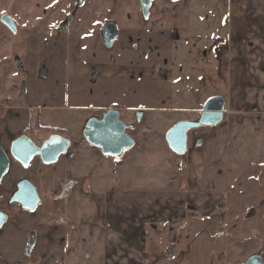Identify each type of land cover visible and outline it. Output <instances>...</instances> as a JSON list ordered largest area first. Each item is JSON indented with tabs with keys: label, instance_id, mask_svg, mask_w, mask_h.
I'll return each mask as SVG.
<instances>
[{
	"label": "crops",
	"instance_id": "obj_1",
	"mask_svg": "<svg viewBox=\"0 0 264 264\" xmlns=\"http://www.w3.org/2000/svg\"><path fill=\"white\" fill-rule=\"evenodd\" d=\"M130 1L123 12L116 11L111 19V6L115 0H92L96 10L94 16L101 22L114 18L119 20L116 22L121 32L144 31L151 32L150 36H169L171 39L173 35L186 36L195 45L202 43V36L198 32L202 26L214 28L211 36H236L232 43L229 40L224 45H232L235 54L227 68L228 91L213 94L225 99L223 122L214 127H203L200 131L203 134L202 144L197 146L196 139L191 141V138L194 145L183 154H176L170 149L165 139L169 129L150 126L148 122L142 128H134L132 134L128 132L135 139V145L117 164L115 157L102 154L99 148L84 138L82 132L85 123L92 116L89 113L52 106L56 112L49 123L44 121L42 124L40 117L35 120L29 107H23L15 100L8 104L1 102L0 145L8 153L12 142L23 135L29 126L33 133L28 134L34 141L43 143L46 140L39 129H59V134L68 136L71 146L55 164H44L46 168L42 174H38L39 156L32 160L39 159L36 167L26 168V172L24 168L27 165L10 157L9 168L0 182V204L3 203L2 196H10L17 183L28 178L34 182L39 193L46 194L50 203L60 198L65 201L59 223L41 217L39 220V225L43 227L41 233L46 234V245L41 256L45 258V264H161L165 259L168 264H178L182 260L186 264H193L198 260V253L204 255L207 251L208 262L209 250L214 245L221 255L226 250L227 257L219 260L220 264H228L236 259L238 264H242L258 251L262 242L260 238L258 242L252 240L254 233H243L244 229H233L227 233L225 198L230 189V168L243 164H264V0H243L246 9L243 7L239 18L222 25V32L215 21L222 24L224 20L204 16L200 11L191 14L190 0H154L146 21L141 16L140 0ZM235 27L238 33L234 35ZM40 36L35 37L40 41ZM42 37H46V40L41 43L45 46L51 44L46 49L48 60L53 59L55 48L61 46L57 41L54 44L52 36ZM38 47L41 46L33 49ZM90 52L96 53V50L93 48ZM93 60L89 54L87 61L71 62L70 71L74 65H79L75 68L77 75L82 73L80 83L91 78L95 70L114 78H118L119 73L126 75L119 71L117 65L95 66ZM109 61L112 63L111 55ZM126 64L128 67L124 71L132 72L134 68L129 66V61ZM166 67L172 72L169 64ZM0 68L3 66L0 65ZM146 69L147 73L152 71ZM4 71L7 77L15 74L13 70L4 68ZM152 74H156V70ZM62 77H65V73ZM31 86L30 92L34 93L36 88L33 84ZM27 91L26 83L22 95L28 94ZM52 94L53 91H44L41 95L48 99L53 97ZM9 95L13 96L14 92H9ZM60 99H63L62 95ZM159 111L151 116H168ZM33 121L37 127L32 128ZM11 173L16 174V180L7 179ZM64 188L67 189L65 194L62 193ZM59 190L60 198L56 197ZM18 208L22 213H33L20 206ZM10 223L7 218L0 227V255L9 260V253L3 250L15 241L12 234L19 233L17 241L24 244L23 253L30 260L38 254L39 233L30 230L24 238V228L20 223L12 226L14 232H8ZM30 233L35 234L36 242L29 257L25 248ZM260 233L258 230L255 236L261 237ZM243 239L249 241L243 242V245L236 243ZM203 246L208 250L202 249ZM243 246L246 249L242 251ZM6 260L0 264H15Z\"/></svg>",
	"mask_w": 264,
	"mask_h": 264
},
{
	"label": "rangeland",
	"instance_id": "obj_2",
	"mask_svg": "<svg viewBox=\"0 0 264 264\" xmlns=\"http://www.w3.org/2000/svg\"><path fill=\"white\" fill-rule=\"evenodd\" d=\"M190 1L191 14H194L195 11H200L204 16H212L213 18L224 20L222 24H218L219 21L217 20L215 21L216 25L220 27V32L223 31L222 25L239 18L242 15V11L246 9L242 4L243 0ZM75 2L76 0H0V15L8 14V16L15 19L20 29L18 38L7 33L8 39H10L7 41V45L13 46L16 43L15 40H20L22 46L21 52L18 51L17 53L13 47H9L0 54L2 56L0 63L3 66V68H0V103L6 102L8 104V102L13 103L15 100L23 107H29L35 120L40 117L42 124L44 121L50 122V117L56 112V108H54L56 106L74 109L77 110L76 112H86L92 116H101L106 110L118 108L121 112V118L126 123L132 124L133 127L135 126V128H142L150 123V126L170 129L179 119H196L202 110L204 102L209 97L217 92H226L228 88L226 80L227 66L235 54L232 51V45L231 47H225L224 45L229 40L232 43L236 36L220 37L221 34L211 36V31L214 28L209 27V30L202 26L201 30L198 31L200 36H202V43L201 45H195L192 43L191 38L186 36L178 37L173 35L171 39L169 36H150L149 33L151 32L123 31L115 47L107 49L100 35L102 24L96 18L94 19L96 10L94 4L92 5V0H85L82 2L83 5L81 4L82 6L76 4L74 7ZM130 2V0H115L113 6H111L112 15L110 18L114 17L116 11L118 13L123 12ZM67 13H69L73 22L61 34L59 28H61L62 21L65 20ZM113 21L119 22L115 18ZM234 22L236 23V21ZM1 29L4 30L2 24H0ZM233 32L234 35L238 33L236 27ZM39 34L41 35L40 41L35 37L39 36ZM43 35L52 36L55 41L54 44L57 41L59 46H61L55 48L56 52L53 54V59L48 60L49 54L46 47H51V44L49 43L45 46L44 43H41L46 40V37H42ZM47 39L49 40V38ZM38 45L41 47L34 50L33 47ZM219 46H224L226 50L222 54L229 56L226 59V66L222 62L221 53H216V48ZM79 47L80 52L78 51ZM93 48L96 53L90 52ZM234 49H236L235 46ZM89 54L93 56L92 64H95V66L117 65L119 71H123L126 75L119 73L120 76L114 78L100 74L98 73L99 71L95 70L90 75L91 78H86L85 83H80L83 80L82 73L77 75L75 68L79 67V65H74L72 71H70V65L71 62H76V60L87 61ZM110 55L113 58L112 63L109 61ZM16 56L18 57L17 60L22 59L24 68L12 67V70L14 71L15 69L16 73L11 77H7L4 74V68L10 69ZM169 59L170 61H168ZM127 61H129V66L131 65L134 68L132 72L128 70L129 73L124 71L128 67ZM168 64L172 68V72L169 71V67H166ZM164 66L165 68H163ZM146 68L152 71L147 73L145 72ZM167 69L169 72L166 74ZM155 70L156 74H152ZM29 72L31 77H29ZM64 73L65 77H62ZM127 74L132 75L127 77ZM165 75L168 77L163 78ZM26 83L28 94L22 95L23 90L26 88ZM31 84L36 88L34 93L30 92V90L32 91ZM11 91L14 92L13 96L9 95ZM44 91L48 93L53 91V97L45 99L46 97L41 95ZM60 95L63 96L64 100L60 99ZM158 110H160L159 112H165L168 116L160 118H157L156 115L151 116ZM137 111L143 112L140 122H137ZM146 112L148 113L147 116L144 115ZM42 117H45V119L42 120ZM143 120L147 122L143 123ZM34 121L31 123L33 125L32 128L37 127ZM200 131L201 129L199 128L190 132V135H192L191 141L197 137L203 138V134ZM39 132L43 138H49L50 131L39 129ZM129 132L132 134L133 130ZM63 136L68 138L65 134ZM191 141L187 152L194 145ZM195 149L198 148L195 147ZM37 160L39 159H35V161L25 166L24 172H26V168H35ZM38 164L40 165L38 174H42V170L46 168V165L40 160ZM230 172L228 179L230 189L227 191L228 194L225 198L226 231L228 233L233 229L234 231L244 229L242 230L243 233H254L251 239L258 242V238H260L262 242V246L258 247V251L254 254L264 256V164L237 165L230 168ZM24 176H27V174ZM7 179L14 181L17 176L11 173ZM30 181L34 184L32 180ZM60 190L57 192L59 196L56 195V197L60 198ZM39 194L42 203L40 202L38 207L32 211L33 213H22L18 206L10 207L6 202L0 204V208L8 214V220L11 222L8 232H14V230H11L12 226L20 223L24 228V238L26 232L33 230L39 233L41 239L39 248H37L38 254L29 260L23 253L24 244H20L17 241L20 234H12L15 241L6 246L3 252L9 253V260L15 264H19V262H23V264L26 262H41L45 264V258L41 256L46 245V234L41 233L43 227L39 225V220L49 219L55 223L60 221L63 211L61 210L62 203L65 201L60 198L58 201L50 203L47 201L48 197L46 194L43 192ZM46 204H48L47 208H45ZM38 216L39 218H37ZM47 230L49 231L48 228ZM258 230L261 232V237L255 236ZM237 241L236 243L243 245V242L249 240ZM202 249H206V246H203ZM245 249V246H243L241 250ZM218 250L216 245L210 248L208 262V251L204 255L198 253V260L193 264H220L219 260L225 259L227 255L225 249V253H222V255ZM5 260L0 255V263ZM162 263L168 264L166 259L161 261ZM178 264H186V262L182 260ZM228 264H238L237 259L234 262L229 261Z\"/></svg>",
	"mask_w": 264,
	"mask_h": 264
},
{
	"label": "water",
	"instance_id": "obj_3",
	"mask_svg": "<svg viewBox=\"0 0 264 264\" xmlns=\"http://www.w3.org/2000/svg\"><path fill=\"white\" fill-rule=\"evenodd\" d=\"M153 0H140L144 17L149 14ZM1 22L16 30L13 19L4 15ZM118 29L114 22L106 24L103 29L105 46L110 48L117 38ZM225 99L221 95L208 98L203 106L198 120H180L176 122L165 134V139L170 149L176 154H183L188 148V132L201 126H215L223 121ZM137 122L143 117L142 111L136 112ZM133 125H128L122 118L118 109L107 110L100 118L92 116L88 118L83 129V136L89 144L100 149L102 154L110 157H123L125 151L135 145V139L127 130ZM201 144V142H200ZM71 146L68 138L61 134H52L41 145H38L27 134L16 138L10 147L9 153L0 145V182L9 168L10 157L22 165H28L39 156L46 165H52L65 154ZM11 203H17L24 210L33 211L41 202V196L35 185L28 179L20 180L17 190L13 193ZM8 215L0 211V227L4 225ZM35 234L29 236L26 253L29 255L35 245ZM242 264H264V259L259 254L249 256Z\"/></svg>",
	"mask_w": 264,
	"mask_h": 264
},
{
	"label": "flooded vegetation",
	"instance_id": "obj_4",
	"mask_svg": "<svg viewBox=\"0 0 264 264\" xmlns=\"http://www.w3.org/2000/svg\"><path fill=\"white\" fill-rule=\"evenodd\" d=\"M85 0H76V2H75V5H74V7L76 6V4H79V6H82L83 4H82V2H84ZM172 1H177V0H172ZM153 2H154V0L152 1V3H151V6H152V4H153ZM82 4V5H81ZM141 6V5H140ZM151 6H150V8H151ZM149 12H150V10H149ZM5 14H2V15H0V24H2L3 25V27H4V30L3 29H1L0 30V54L3 52V51H5L6 50V48H9V47H13V49L14 50H16L17 51V53H18V51H20L21 52V50H22V46H21V43H20V40H15V44L13 45V46H10V45H7V41L8 40H10V39H8L9 37H8V34L7 33H9V34H11V35H13V36H15V37H19V33H20V29H19V25L16 23V21H15V19H13V22L15 23V25H16V30H12L10 27H8L7 25H5L3 22H1V17L2 16H4ZM8 15V14H7ZM67 16H66V18H64L65 20L64 21H62V24H61V28H59V32H61V34H63L64 32H65V30H66V28H68L69 26H71V23L73 22V19L70 17V15H69V13H67L66 14ZM141 16H142V19L143 20H147L148 18H149V14H148V16L147 17H144L143 16V13H142V10H141ZM72 17L74 18V15L72 14ZM94 19H95V16H94ZM97 20V19H96ZM66 21V22H65ZM98 21V20H97ZM100 24H102L101 25V30H100V35H101V38H102V40H103V42H104V44H105V40H104V37H103V29H104V27L106 26V24H108V23H110V22H114L115 24H116V26H117V29H118V34H117V38L115 39V41L113 42V44H112V46L110 47V48H108L107 47V49H111V48H114L115 47V44L118 42V40H119V37H120V34H121V29L119 28V26H118V24L115 22V21H113V20H105L104 22H101V21H98ZM67 37V36H66ZM65 37V38H66ZM218 48H220L222 51H225L226 49H225V47L224 46H222V47H218ZM218 48H216V53L218 52ZM28 49H29V47H28ZM221 57H222V55H221ZM0 59L2 60V56H0ZM18 59V57L16 56L15 57V60H14V63H12V66H10V69L9 70H12L13 68L12 67H19V68H24V65H23V62H22V59L21 60H17ZM112 60H113V58H112ZM116 62H117V60H116ZM2 63H0V65H1ZM224 64V63H223ZM229 64H230V62L228 63V66H229ZM225 66L227 65V62L224 64ZM227 66V67H228ZM16 70L14 69V73H16L15 72ZM93 77V76H92ZM210 98V97H209ZM112 109H118V108H112ZM118 110H120V109H118ZM201 112H202V110L200 111V114H201ZM105 113V112H104ZM104 113H102V115L104 114ZM200 114H199V116H200ZM101 115V116H102ZM101 116H97V117H101ZM199 116L196 118V119H193V121H196V120H198V118H199ZM92 117V116H91ZM223 122V121H222ZM221 122V123H222ZM221 123H219V124H221ZM128 125H130L129 123H127ZM218 124V125H219ZM215 126H217V125H215ZM203 127H205V126H201V127H199L200 129H202ZM214 127V126H213ZM135 128V126L134 127H132V128H129L128 130H127V132H129L130 130H133ZM171 128V127H170ZM199 128H196V129H199ZM192 130H194V129H192ZM192 130H190L189 132H188V146H189V144H190V140H191V138H192V135H190V132L192 131ZM25 134V133H24ZM27 135H29L28 133H27ZM30 136V135H29ZM31 137V136H30ZM200 142H201V144H202V142H203V139L201 138V137H197L196 138V140H195V143H196V145L197 146H200L201 144H200ZM36 143H37V141H36ZM40 144H42V142H40ZM188 149V148H187ZM186 152H187V150H186ZM18 184V183H17ZM17 190V185H16V188H15V190H14V192ZM66 188H64L63 190H62V193L63 194H65L66 193ZM13 192V193H14ZM13 193H11V195L10 196H8L7 198H4V196H2V202H6V204H8L10 207L11 206H14V205H17V206H20L19 204H17V203H11L10 202V199H11V197H12V195H13ZM41 201H42V199H41ZM0 211H2V209H0ZM3 212H5V211H3ZM6 213V212H5ZM7 214V213H6ZM8 215V214H7ZM32 233H30V235H31ZM30 235H28V238H27V243H29V236ZM27 247H28V244L26 245V250H27ZM29 257H30V254L28 255ZM263 257V259H264V256H262ZM35 262H31V263H29V264H34Z\"/></svg>",
	"mask_w": 264,
	"mask_h": 264
},
{
	"label": "trees",
	"instance_id": "obj_5",
	"mask_svg": "<svg viewBox=\"0 0 264 264\" xmlns=\"http://www.w3.org/2000/svg\"><path fill=\"white\" fill-rule=\"evenodd\" d=\"M30 129H31V127L29 126L26 130H25V134H27L29 131H30ZM50 130V135H52V134H58V133H60V131L61 130H59V129H49ZM49 135V136H50ZM130 150H126V152H125V155L123 156V157H121V158H119V160H117V158H115L116 160H117V164H120L121 162H122V160L126 157V155L128 154V152H129Z\"/></svg>",
	"mask_w": 264,
	"mask_h": 264
},
{
	"label": "built area",
	"instance_id": "obj_6",
	"mask_svg": "<svg viewBox=\"0 0 264 264\" xmlns=\"http://www.w3.org/2000/svg\"><path fill=\"white\" fill-rule=\"evenodd\" d=\"M218 52L221 53V55H222V62L225 64V63L227 62L226 59H227L229 56L226 55V54H222L223 51H222L220 48H218ZM37 144H38V145H41L39 140H37Z\"/></svg>",
	"mask_w": 264,
	"mask_h": 264
},
{
	"label": "snow or ice",
	"instance_id": "obj_7",
	"mask_svg": "<svg viewBox=\"0 0 264 264\" xmlns=\"http://www.w3.org/2000/svg\"><path fill=\"white\" fill-rule=\"evenodd\" d=\"M116 158H117V160H119V157L118 156Z\"/></svg>",
	"mask_w": 264,
	"mask_h": 264
}]
</instances>
